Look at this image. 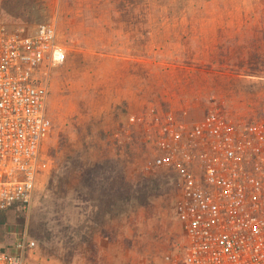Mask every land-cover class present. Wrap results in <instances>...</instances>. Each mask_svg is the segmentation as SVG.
<instances>
[{"label": "rangeland", "instance_id": "374dc122", "mask_svg": "<svg viewBox=\"0 0 264 264\" xmlns=\"http://www.w3.org/2000/svg\"><path fill=\"white\" fill-rule=\"evenodd\" d=\"M48 22L67 54L48 77L50 168L28 209L0 213V250L26 233L25 264H182L154 130L264 119V0H0L9 28Z\"/></svg>", "mask_w": 264, "mask_h": 264}, {"label": "built area", "instance_id": "2783aa9c", "mask_svg": "<svg viewBox=\"0 0 264 264\" xmlns=\"http://www.w3.org/2000/svg\"><path fill=\"white\" fill-rule=\"evenodd\" d=\"M66 60L54 22L0 23V213L28 209L50 168L48 77ZM154 133L153 165L175 178L182 264H264V119L210 111L191 124L167 120ZM35 247L23 233L15 253L0 250V264H25Z\"/></svg>", "mask_w": 264, "mask_h": 264}]
</instances>
